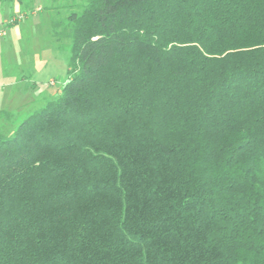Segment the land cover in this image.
I'll use <instances>...</instances> for the list:
<instances>
[{"label":"trees","instance_id":"16d2710c","mask_svg":"<svg viewBox=\"0 0 264 264\" xmlns=\"http://www.w3.org/2000/svg\"><path fill=\"white\" fill-rule=\"evenodd\" d=\"M60 95L0 132V264H264V0H83Z\"/></svg>","mask_w":264,"mask_h":264},{"label":"rangeland","instance_id":"374dc122","mask_svg":"<svg viewBox=\"0 0 264 264\" xmlns=\"http://www.w3.org/2000/svg\"><path fill=\"white\" fill-rule=\"evenodd\" d=\"M9 2L0 0V27L6 30L0 36V132L6 135L60 95L68 78L67 14L80 12L83 0ZM10 17L16 24L1 23Z\"/></svg>","mask_w":264,"mask_h":264},{"label":"crops","instance_id":"0c3cea01","mask_svg":"<svg viewBox=\"0 0 264 264\" xmlns=\"http://www.w3.org/2000/svg\"><path fill=\"white\" fill-rule=\"evenodd\" d=\"M10 3H11V0H10V2H9L8 4H10ZM12 7H14L15 9H17V5H16V4H13ZM23 17H24V16H23ZM23 17H21L20 19H22ZM10 19H11V17H10L8 20L3 19L1 23H2L3 25H6V26H7V25H10V26H11V25L16 24V23H14V22L11 24V23L9 22ZM3 28H4V27H3ZM4 29H5V28H4ZM5 31H6V30H5Z\"/></svg>","mask_w":264,"mask_h":264},{"label":"built area","instance_id":"2783aa9c","mask_svg":"<svg viewBox=\"0 0 264 264\" xmlns=\"http://www.w3.org/2000/svg\"><path fill=\"white\" fill-rule=\"evenodd\" d=\"M14 18H11L9 20L10 23H13L14 22ZM5 34V29L3 27H0V36L4 35Z\"/></svg>","mask_w":264,"mask_h":264}]
</instances>
